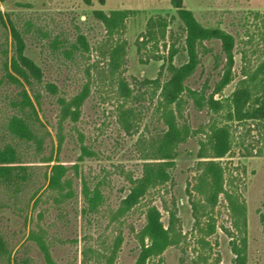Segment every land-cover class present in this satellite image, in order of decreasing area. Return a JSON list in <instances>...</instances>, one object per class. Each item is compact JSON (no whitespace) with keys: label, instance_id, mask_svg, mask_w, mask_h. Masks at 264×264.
<instances>
[{"label":"rangeland","instance_id":"1","mask_svg":"<svg viewBox=\"0 0 264 264\" xmlns=\"http://www.w3.org/2000/svg\"><path fill=\"white\" fill-rule=\"evenodd\" d=\"M182 6L191 10L202 25L220 28L233 36L234 78L222 91L223 96L229 95L241 78V71L253 68L264 57V0H182ZM113 9L134 12L126 19L122 34L126 53L122 75L131 88L136 86L135 97L129 104L140 112L138 129L133 134L125 133L117 121L116 100L112 97L115 86H109L107 78H99L94 71V65L102 63L101 52L105 49L106 39L105 27L95 12L107 13ZM156 15L168 20L165 38L158 39L157 47L149 43L139 51L137 39L145 32L148 18ZM180 23L170 0H0V133L5 132L8 117L16 112L10 100L20 99L21 87L7 79L8 72L21 82L31 98L45 132H48L47 135L44 133L43 151L46 154L53 151V157L69 167L67 174L73 190L71 198L55 204L52 193L45 189L44 174L49 168L38 159L35 141L26 142L28 146L22 144L25 149L23 160L29 167V177L34 185L9 201L0 190V232L9 241V264H21L22 261L23 264H45L36 244L27 238L29 231L38 227L46 231L52 258L58 264H83L85 247L97 249L110 244L119 231L122 243L114 264H134L138 248L134 230L144 223L146 204L156 205L161 212V221L167 225V208L174 202L179 225L189 235L193 216L186 187L196 180L198 139L203 138L205 125L212 116L206 109L195 108L190 100L184 104L183 118L192 129L204 127L205 130L178 146L171 170L172 180L150 189L141 203L122 217L121 224L110 220L111 212L127 193L126 171L138 175L141 168L142 161L135 151L137 138H148L164 128L154 111L156 98L150 100V90L140 81L157 77L172 43L179 48L174 63L179 65L186 61ZM13 29L24 43V55L41 67L43 78L55 83L65 97L77 93L90 80V91L82 104L80 117L75 123H65L64 141L59 148L56 136L58 107L54 97L46 94L38 106L32 90L11 69L15 50ZM80 36L87 42L88 51L81 47ZM204 44L208 49L204 54L199 52V65L186 84L200 88L208 79L210 92L219 78L220 70L215 69V61L219 57L223 64L225 58L218 39L204 41ZM153 56H160V59ZM167 77L164 70L161 80ZM217 120L226 122L219 115ZM231 126L232 148L216 160L225 167L226 182L234 176L235 189L245 203L246 230L242 232L234 227L227 201L220 194L212 212L215 231L207 237L213 247L208 262L213 264L218 258L219 264H234L230 242L233 238L238 242L245 236L244 264H264V137L259 131H250L247 124L232 123ZM81 144L93 152L82 160L79 159ZM251 147V153L243 155ZM74 166L78 169L77 175ZM118 166H123L124 172ZM83 179L88 183L91 195L98 199L95 211L87 210ZM35 184L40 187V199L33 205V200L28 201V198ZM194 245L190 237L184 252L179 247H168L161 255L160 264H188L195 255ZM148 264H158V258Z\"/></svg>","mask_w":264,"mask_h":264},{"label":"trees","instance_id":"2","mask_svg":"<svg viewBox=\"0 0 264 264\" xmlns=\"http://www.w3.org/2000/svg\"><path fill=\"white\" fill-rule=\"evenodd\" d=\"M99 1L103 2V0ZM170 2L181 22L182 50L185 51L187 59L179 65L174 63L173 59L179 48L172 43L168 46L167 55L160 65L157 77L144 78L140 81L142 86L150 90V100L156 98L154 111L158 119L163 122L164 128L155 135H149L148 138L142 136L137 138L135 151L142 161L141 168L138 175L126 171L127 193L120 200L118 207L111 212L110 220L121 224L122 217L139 205L150 189L171 181V170L175 165L178 146L189 137L206 129L203 138L198 139L199 160L195 166L196 180L193 184L188 183L186 187L193 216L191 232L188 235L182 231L174 202L171 208H167V225L161 221V212L157 206L146 204L144 223L139 229L134 230L138 241L134 264H148L153 258H158L160 264L161 255L168 247L175 246L181 248L183 252L186 251L190 237L195 243L192 247L195 255L188 264H211L208 262V257L213 247L207 237L215 231L212 212L220 194H223L227 201L234 227L242 232L246 230L245 203L235 189L234 176H230L226 182L225 167L216 159L224 157L232 148L234 142L231 132L232 123L247 124L250 131H259V135L264 137V57L253 68H244L232 92L223 96L224 87L234 78L233 36L220 28L202 25L191 10L182 6V0H170ZM131 13L134 12L123 9H113L107 13L102 10L95 12L105 27L106 39L105 49L101 52L102 63L95 64L94 71L99 78H107L109 86H115L112 97L116 100L117 121L127 134L137 132L140 114L139 109L129 104V101L135 97L136 86L131 88L122 75L126 54L122 34L126 27V19ZM167 27L168 20L164 16L149 17L145 32L137 39V49L140 51L149 43L157 47L158 39L165 38ZM12 36L15 43L14 55L11 58L13 72L32 90V97L38 106L46 94L54 97L57 103L56 136L57 148H59L64 141L65 123H75L80 117L82 104L90 91V80L84 83L77 93L65 97L55 83L43 78L41 67L24 55V43L14 29ZM78 39L81 47L88 51L89 46L84 37L80 36ZM211 39L220 41L225 62L221 64L217 57L214 67L220 70L219 78L214 81L212 90L208 92L210 89L208 79L204 80L200 88L188 86L186 80L199 65V52L204 54L208 49L204 41ZM163 46L167 47L166 44ZM153 57L160 59V56ZM164 70L168 73V77L162 81L161 75ZM6 74L7 79L12 83H18L21 89L20 99L10 100L16 112L8 117L4 125L5 132L0 133V190L9 201L34 185L29 177V167L23 160L25 149L22 147L24 146L22 144L28 146L26 142L34 140L38 159L45 162L49 168L48 173L44 174L47 181L45 189L52 193L55 204L61 203L73 196L72 180L67 174L69 167L57 157H53V151L50 150L48 154L43 151L44 133L47 135L48 132H45L35 106L21 82L19 83L11 73ZM215 95L219 97L216 98ZM189 100L198 110L206 109L211 113V120L205 125V129L204 127L201 130L192 129L184 120L182 111L184 104ZM218 115L226 122L219 123ZM252 149L251 147L243 155H248ZM80 151V160L93 153L83 144L80 146ZM74 167L77 175L78 169ZM118 168L124 172L123 166ZM34 187L28 201L33 200V205H36L40 199V187L36 184ZM82 187L87 210L95 211L98 199L95 195H91L92 192L85 179L82 180ZM27 238L36 244L45 264H58L52 258L51 246L42 227L31 229ZM121 243L122 235L119 231L110 244L97 249L85 247L83 264H114ZM245 243V236H241L238 242L234 238L231 240L234 264L245 263ZM3 263H10V246L8 239L0 232V264ZM213 264H219V259L215 258Z\"/></svg>","mask_w":264,"mask_h":264}]
</instances>
